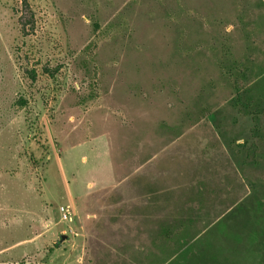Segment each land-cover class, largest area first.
Segmentation results:
<instances>
[{"label": "rangeland", "instance_id": "374dc122", "mask_svg": "<svg viewBox=\"0 0 264 264\" xmlns=\"http://www.w3.org/2000/svg\"><path fill=\"white\" fill-rule=\"evenodd\" d=\"M235 62L264 99V0H0V264H264Z\"/></svg>", "mask_w": 264, "mask_h": 264}, {"label": "trees", "instance_id": "16d2710c", "mask_svg": "<svg viewBox=\"0 0 264 264\" xmlns=\"http://www.w3.org/2000/svg\"><path fill=\"white\" fill-rule=\"evenodd\" d=\"M241 68L240 63L235 62L234 67L230 68L226 73L233 78L234 98L232 99L231 106L242 117L243 121H247L254 131H259L261 118L264 115V99L253 98V88L244 82L247 80V68L243 66ZM24 104V102H22ZM248 140H244V144L248 143ZM245 147V146H244ZM184 223L180 222L178 225H166L161 229L163 241L171 242L174 239H178L183 231ZM178 237V238H177ZM69 239V235H68ZM63 241L62 239L60 242ZM60 242L56 243V247ZM184 260L181 264H227L225 260H217L216 255L210 252H198L192 250V248L186 251L184 254Z\"/></svg>", "mask_w": 264, "mask_h": 264}, {"label": "built area", "instance_id": "2783aa9c", "mask_svg": "<svg viewBox=\"0 0 264 264\" xmlns=\"http://www.w3.org/2000/svg\"><path fill=\"white\" fill-rule=\"evenodd\" d=\"M60 214V221L65 223H73L75 219V214L69 204L61 205L58 208ZM66 233V231L64 232ZM72 233V231H71Z\"/></svg>", "mask_w": 264, "mask_h": 264}, {"label": "water", "instance_id": "95a60500", "mask_svg": "<svg viewBox=\"0 0 264 264\" xmlns=\"http://www.w3.org/2000/svg\"><path fill=\"white\" fill-rule=\"evenodd\" d=\"M61 239H62L63 241H66V240L68 239V235H67V234H62V235H61Z\"/></svg>", "mask_w": 264, "mask_h": 264}]
</instances>
